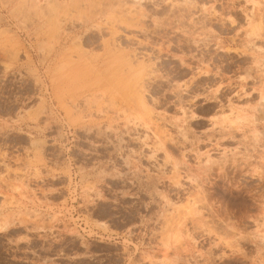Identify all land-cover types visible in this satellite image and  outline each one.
Segmentation results:
<instances>
[{"label": "rangeland", "instance_id": "rangeland-1", "mask_svg": "<svg viewBox=\"0 0 264 264\" xmlns=\"http://www.w3.org/2000/svg\"><path fill=\"white\" fill-rule=\"evenodd\" d=\"M0 264H264V0H0Z\"/></svg>", "mask_w": 264, "mask_h": 264}, {"label": "bare ground", "instance_id": "bare-ground-1", "mask_svg": "<svg viewBox=\"0 0 264 264\" xmlns=\"http://www.w3.org/2000/svg\"><path fill=\"white\" fill-rule=\"evenodd\" d=\"M73 2H74V1H73ZM87 2H88V1H87ZM92 2H93V1H92ZM63 3H64V2H63ZM54 4H55V3H54ZM54 4H52V5L55 6ZM69 4H70V3H69ZM72 4H73V3H72ZM79 4H80V3H79ZM77 5H78V4H77ZM53 6H51V7H53ZM57 6H58V4H57ZM65 6H66V4H65ZM62 7H63V6H62ZM62 7H61V8H62ZM69 7H70V6H69ZM72 7H73V6H72ZM70 8H71V7H70ZM51 9H52V8H51ZM55 9H56V8H55ZM53 10H54V8H53ZM53 10H51V11H53ZM69 10H70V9H69ZM72 10H73V9H72ZM77 10H78V9H77ZM83 10H84V9H83ZM83 10H82V11H83ZM53 12H54V11H53ZM53 12H52V13H53ZM90 13H91V12H90ZM56 14H57V13H56ZM96 14H97V13H96ZM92 15H93V14H92ZM93 19H94V18H93ZM54 21L56 22V18H55ZM55 22H54V24H55ZM56 25H57V23H56ZM54 26H55V25H53V27H54ZM54 30H55V29H54ZM111 35H112V34H111ZM112 39H113V38H112ZM82 53H83V52H82ZM87 56H88V55H87ZM81 57H83V56H81ZM83 59H84V58H83ZM79 60H80V59H79ZM84 60H85V59H84ZM85 61H86V60H85ZM119 61H120L119 63H122V64L124 63V60H123L122 58H119ZM83 62H84V61H83ZM93 62H94V61H93ZM95 62H96V61H95ZM85 63H86V62H85ZM85 63H84V64H85ZM101 63H102V62H101ZM103 63H104V62H103ZM125 64H126V63H125ZM86 65H87V68H88V69H91V70H92V67H93V66L90 67L89 64H86ZM65 66H66V65H65ZM130 67H131V66H130ZM93 69H94V68H93ZM261 100H262V99H261ZM235 118H236V117H235ZM233 119H234V118H233ZM207 162H208V161H207Z\"/></svg>", "mask_w": 264, "mask_h": 264}]
</instances>
